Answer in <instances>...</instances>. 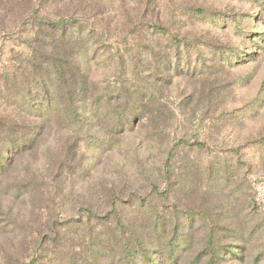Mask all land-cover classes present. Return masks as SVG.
<instances>
[{
	"label": "rangeland",
	"instance_id": "374dc122",
	"mask_svg": "<svg viewBox=\"0 0 264 264\" xmlns=\"http://www.w3.org/2000/svg\"><path fill=\"white\" fill-rule=\"evenodd\" d=\"M0 1V17L19 13ZM121 1H97L105 35L88 43L82 68L95 79L93 99L119 90L141 106L104 100L110 113L136 110L123 129L83 109L79 95L74 114L57 99L36 147L0 176V264L127 262L118 237L135 251L132 264H169L174 222L190 244L175 264H207L205 221L217 232V264H264V0ZM157 18L163 32L142 28ZM15 25L0 30V71L31 60L32 31ZM11 110L0 105V117ZM0 153L4 166L11 155ZM153 215L168 224L157 239ZM51 240L65 249L41 259Z\"/></svg>",
	"mask_w": 264,
	"mask_h": 264
},
{
	"label": "trees",
	"instance_id": "16d2710c",
	"mask_svg": "<svg viewBox=\"0 0 264 264\" xmlns=\"http://www.w3.org/2000/svg\"><path fill=\"white\" fill-rule=\"evenodd\" d=\"M97 1L99 0H12L15 7L20 9L15 8L19 13L13 17H8V15L0 17V30L6 31V29L13 28L16 26L15 21L17 20L21 27L30 28L32 31L31 42L35 43V45H30L32 48L30 61L0 71V105L13 107L11 113L3 111L4 115L0 117V151H4L8 156L11 155L4 166L0 165V176L8 171V168L15 163L18 157L36 147L42 133V121H50L56 107L64 104L68 110L73 109L71 113L74 114L76 100L74 101L73 96L79 95L78 97L81 99L77 101L80 102L82 108L90 109V113L94 116H100L101 122L110 120L113 126L123 129L129 127V118L135 114L136 110H131L128 115L126 110L124 115L110 113L108 112V108L111 107L110 101L118 102L124 96L125 100H128V102H124L127 108H140L142 99L125 95L119 90L116 94L103 93L93 99L95 79L85 67L82 68V64H86L83 61L86 48L91 47L88 43L99 42L105 35L104 7L101 5L102 3L97 4ZM98 6L101 8L99 9ZM51 7L61 8L62 12L53 14L51 17L46 10ZM156 20L154 23H141L144 24L142 28H154L157 29V32H163L162 30L165 28L162 21L159 18ZM129 22L133 24L131 20ZM136 31V29L129 31V36L137 34ZM170 36L172 43L177 41L174 35ZM132 38L131 44L134 43V38ZM132 62L133 60L130 61V64ZM50 90L53 94H50ZM107 98H109V107L104 102ZM57 99H61L63 102L59 104ZM4 118L10 125L2 121ZM8 156L6 159L9 158ZM19 188L20 192L22 189L25 190V186ZM22 193H27V191ZM22 193L20 194L22 195ZM150 218L156 219H153L150 232L157 239L156 227L160 226L164 229L168 224L164 223L163 217ZM160 218L163 221H159ZM112 227L114 232L117 231V222L113 223ZM200 227H203L205 234L203 252L212 254L207 264H217L214 261L219 248L216 239L217 232L212 225H208L207 221L203 222ZM170 232L172 235L166 241L165 248L168 249V256H170L169 264H175L177 249L181 247L184 250L190 244L187 237L181 236L183 233L178 229L176 222L172 223ZM117 239L116 243L121 247H119L121 252H128L126 257L129 260L134 257L135 251L131 249L130 245L125 243L122 238L118 237ZM98 240H101L99 242L102 244L100 249H111L108 240L105 242L100 237ZM137 240L139 239L137 238ZM92 244L90 242L88 246L90 247ZM63 249H65L64 244L51 240L46 247L40 249L39 257L41 259H58ZM83 255H87L86 250ZM235 256L238 257V253ZM129 260L126 262L119 257L117 264H132L133 262ZM154 261L144 256L143 264H157ZM86 262L89 263L88 260ZM90 264L93 263L90 262Z\"/></svg>",
	"mask_w": 264,
	"mask_h": 264
}]
</instances>
